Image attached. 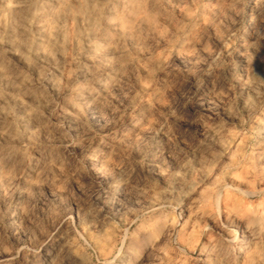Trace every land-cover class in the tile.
I'll use <instances>...</instances> for the list:
<instances>
[{"label":"clouds","instance_id":"clouds-1","mask_svg":"<svg viewBox=\"0 0 264 264\" xmlns=\"http://www.w3.org/2000/svg\"><path fill=\"white\" fill-rule=\"evenodd\" d=\"M0 264H264V0H0Z\"/></svg>","mask_w":264,"mask_h":264},{"label":"rangeland","instance_id":"rangeland-1","mask_svg":"<svg viewBox=\"0 0 264 264\" xmlns=\"http://www.w3.org/2000/svg\"><path fill=\"white\" fill-rule=\"evenodd\" d=\"M10 59H12L14 62L17 61L19 58L16 56H11Z\"/></svg>","mask_w":264,"mask_h":264}]
</instances>
